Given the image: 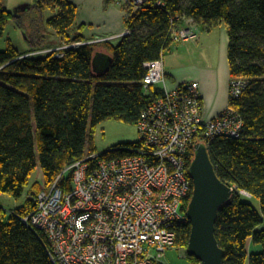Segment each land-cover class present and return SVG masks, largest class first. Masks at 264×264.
Wrapping results in <instances>:
<instances>
[{
  "label": "trees",
  "instance_id": "1",
  "mask_svg": "<svg viewBox=\"0 0 264 264\" xmlns=\"http://www.w3.org/2000/svg\"><path fill=\"white\" fill-rule=\"evenodd\" d=\"M50 1L56 14L45 27L65 45L84 44L63 50L62 57L55 51L26 56L33 47L21 53L11 44L0 52V193L21 198L37 159L44 186H49L67 165L95 152L92 135L100 123L136 125L142 111L163 96L160 86L144 90V64L161 59L171 47L172 25H182L183 20L212 28L223 25L230 80L247 83L240 97L228 104L243 128L238 138L220 136L207 142L200 132L187 165L195 147L204 145L218 179L259 200L257 212L232 192L218 210L215 238L224 252L223 264H264V228L258 230L264 223V0H148L138 10L122 7L128 12L129 34L115 44L86 43L94 38L83 36L86 26L77 23V8L67 0ZM37 7L43 4L38 1ZM13 18L14 13L0 4V36ZM97 59L106 62L103 70L94 69ZM127 154L115 150L103 157ZM64 182L68 188L69 174ZM39 192L34 188L29 194ZM32 206L27 198L16 211L26 215ZM189 235L190 223L177 228L176 245L186 249ZM251 245L261 250L250 252ZM0 264H52L43 240L2 208Z\"/></svg>",
  "mask_w": 264,
  "mask_h": 264
},
{
  "label": "built area",
  "instance_id": "2",
  "mask_svg": "<svg viewBox=\"0 0 264 264\" xmlns=\"http://www.w3.org/2000/svg\"><path fill=\"white\" fill-rule=\"evenodd\" d=\"M115 2L138 10L148 0ZM128 34L126 28L113 37L86 43L119 40ZM195 37L191 27L175 24L168 38L172 44H181ZM82 44L76 42L26 56L55 51L56 57H62L63 50ZM164 53L161 59L144 64V90L155 85L164 93L142 111L136 123L138 142L102 153H87L70 163L35 195L26 215L0 207L43 240L52 264H162V256L177 247L176 229L189 223L186 203L193 186L187 164L199 133L205 142L220 136H240L243 123L232 106L217 116L206 117L198 83L167 88ZM246 84L230 80L229 100L238 99ZM115 150L128 154L103 157ZM66 174L70 175L68 188ZM229 187L241 197H252L235 186ZM182 257L186 258L184 253Z\"/></svg>",
  "mask_w": 264,
  "mask_h": 264
},
{
  "label": "rangeland",
  "instance_id": "3",
  "mask_svg": "<svg viewBox=\"0 0 264 264\" xmlns=\"http://www.w3.org/2000/svg\"><path fill=\"white\" fill-rule=\"evenodd\" d=\"M38 1L43 4L42 9L37 7ZM49 1L50 0H0L1 7L10 12H14L16 8L25 4L32 6L34 9L33 11L31 9L29 11L26 10V12L25 10H18L17 14L14 15L15 18L11 19L6 24L2 35L0 36V52L4 51L8 44H11L19 52L30 49V46L33 47L35 51H40L50 47L55 48L65 45L64 41L54 34V31L46 28L44 25L47 19L56 14V10H54L53 6L49 4ZM50 3H52V1H50ZM189 27H191L192 30L194 29L196 33L197 30L195 27L192 25ZM28 39L31 40V43L28 42ZM34 39L35 41H32ZM195 40L196 37L186 43H173L171 47L165 51L163 56L166 65L168 62L173 61L174 54H183L185 51L188 53V51L196 49L198 46L197 43H195ZM203 62L208 63L212 67L215 65V69L218 70V73L220 72V55L217 46H211L210 54L209 56H203ZM139 138L140 135L137 131L136 125L124 124L117 120H107L100 123L95 128L92 135V146L95 150L94 153H102L111 150L115 146H126L124 144L138 142ZM89 146L90 141L88 134L86 141V151L89 149ZM34 188L39 189L40 191L46 189L38 159L37 167L30 176L28 185L24 189L22 197L19 199H14L7 194L0 193V207L4 208L5 210H16L25 203L27 198L31 199L33 202L35 195L33 193H29ZM242 200L250 204L257 212H259L260 205L259 200L256 197H243ZM262 228H264V223L258 227V230ZM176 246L177 247L168 250L162 256L160 259L162 264H196L188 258L186 249L183 246ZM258 248L260 251L261 246H258ZM183 253L185 254L186 258L182 257Z\"/></svg>",
  "mask_w": 264,
  "mask_h": 264
},
{
  "label": "crops",
  "instance_id": "4",
  "mask_svg": "<svg viewBox=\"0 0 264 264\" xmlns=\"http://www.w3.org/2000/svg\"><path fill=\"white\" fill-rule=\"evenodd\" d=\"M67 1L77 8V23L86 26L82 34L87 39L113 37L126 29L125 20L128 17V12L115 0ZM28 6L30 7V5ZM182 25L188 27L192 25L196 28L195 43L198 47L188 51V53L185 51L184 55L174 54L173 61L168 62L167 65L163 58L167 88L173 90L184 83L197 82L204 113L206 117L212 118L226 109L229 104L230 77L227 61V31L223 25L212 28L188 20H183ZM110 42L115 44L119 40H111ZM211 46H217L219 49V73L215 69V65L212 67L203 62V56H209ZM28 50L26 49L21 53H26ZM249 251L259 252V248L251 245Z\"/></svg>",
  "mask_w": 264,
  "mask_h": 264
},
{
  "label": "water",
  "instance_id": "5",
  "mask_svg": "<svg viewBox=\"0 0 264 264\" xmlns=\"http://www.w3.org/2000/svg\"><path fill=\"white\" fill-rule=\"evenodd\" d=\"M28 8L21 5L13 13ZM105 63L104 59H97L93 67L100 71ZM188 174L193 189L186 208L190 223L187 252L198 264H223L224 252L215 238V223L219 208L230 199L232 190L218 179L204 145L195 147Z\"/></svg>",
  "mask_w": 264,
  "mask_h": 264
},
{
  "label": "flooded vegetation",
  "instance_id": "6",
  "mask_svg": "<svg viewBox=\"0 0 264 264\" xmlns=\"http://www.w3.org/2000/svg\"><path fill=\"white\" fill-rule=\"evenodd\" d=\"M27 10L29 11V10H30V8H28ZM25 12H26V10H25Z\"/></svg>",
  "mask_w": 264,
  "mask_h": 264
}]
</instances>
